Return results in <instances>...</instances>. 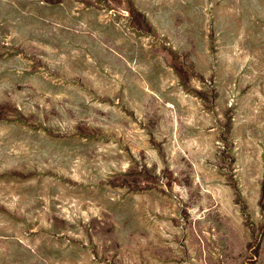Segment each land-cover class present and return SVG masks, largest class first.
<instances>
[{
  "label": "rangeland",
  "instance_id": "374dc122",
  "mask_svg": "<svg viewBox=\"0 0 264 264\" xmlns=\"http://www.w3.org/2000/svg\"><path fill=\"white\" fill-rule=\"evenodd\" d=\"M0 264H264V0H0Z\"/></svg>",
  "mask_w": 264,
  "mask_h": 264
}]
</instances>
